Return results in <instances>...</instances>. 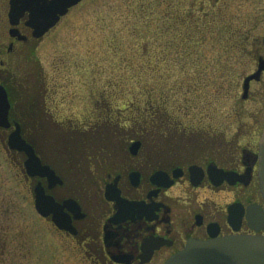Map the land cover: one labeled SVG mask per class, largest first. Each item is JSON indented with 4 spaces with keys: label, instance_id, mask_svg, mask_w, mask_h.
Wrapping results in <instances>:
<instances>
[{
    "label": "rangeland",
    "instance_id": "rangeland-1",
    "mask_svg": "<svg viewBox=\"0 0 264 264\" xmlns=\"http://www.w3.org/2000/svg\"><path fill=\"white\" fill-rule=\"evenodd\" d=\"M175 1L183 8L198 2ZM226 1L209 0L206 11L218 21L198 56L178 57L161 17L171 12H162L160 1L141 14L148 0H85L9 66L14 119L46 160L68 170L87 171L98 148L114 151L134 128L129 116L141 125L134 114L146 107L147 94L162 102L142 113L157 123L146 137L155 154L198 161L231 153L243 136L255 144L264 129V74L247 98L243 81L264 56V0ZM9 132L0 130V264H28L45 248V224L21 175L23 163L6 150Z\"/></svg>",
    "mask_w": 264,
    "mask_h": 264
},
{
    "label": "flooded vegetation",
    "instance_id": "flooded-vegetation-1",
    "mask_svg": "<svg viewBox=\"0 0 264 264\" xmlns=\"http://www.w3.org/2000/svg\"><path fill=\"white\" fill-rule=\"evenodd\" d=\"M35 1L21 0L13 11L12 0H0V83L8 91L9 66L18 62L28 44L46 36L35 38L27 24ZM10 12L26 13L12 25ZM12 113L10 120L15 123ZM18 122L23 137L54 173L52 179L31 176L24 167L26 155L11 152L23 163L20 171L34 208L35 189L41 184L61 215L56 222L53 213L46 217L38 213L45 224V248L36 250L28 264H165L193 240L264 235L260 136L255 144L243 136L245 142L232 147L231 153L219 152L198 161L179 159L146 147L148 121L144 118L141 125L130 126L132 132L114 151L98 148L85 171L57 168L46 160ZM94 139L99 145L100 138ZM3 204L0 195V220ZM2 241L0 232L1 245Z\"/></svg>",
    "mask_w": 264,
    "mask_h": 264
},
{
    "label": "water",
    "instance_id": "water-1",
    "mask_svg": "<svg viewBox=\"0 0 264 264\" xmlns=\"http://www.w3.org/2000/svg\"><path fill=\"white\" fill-rule=\"evenodd\" d=\"M21 0H12L13 11L17 10V4ZM43 3H42V2ZM36 0L28 26L33 29V36L41 38L53 29L66 16L70 9L83 0ZM41 3V5H40ZM22 9V8H21ZM26 12H10L9 17L12 25H17ZM17 32L13 31V35ZM264 41V40H263ZM264 72V58L258 61V70L244 80V98H247L252 81H259ZM11 102L7 89L0 83V128L11 127L10 112ZM15 130L9 135L8 147L12 151L24 152L27 155L25 167L31 176L48 177L51 179L54 173L49 166H44L37 156L36 150L21 133V126L16 123ZM261 165L260 180L261 191L264 197V133L261 138ZM36 208L38 212L47 216L55 213L56 205L45 196L43 186L40 184L35 189ZM51 210L46 212V208ZM57 218V217H56ZM167 264H264V237H227L208 242H191L187 249L173 257Z\"/></svg>",
    "mask_w": 264,
    "mask_h": 264
},
{
    "label": "trees",
    "instance_id": "trees-1",
    "mask_svg": "<svg viewBox=\"0 0 264 264\" xmlns=\"http://www.w3.org/2000/svg\"><path fill=\"white\" fill-rule=\"evenodd\" d=\"M159 1H160V6H161L160 9L161 8L164 9L162 12H165V13L171 12V15L167 17H164L166 16V14H164V16L161 15L162 21L164 23L163 24L164 29H167L169 33L174 34V36L172 37L174 38L175 44L177 46V47H174L170 51V53H173L174 51H176V55L178 57L179 56L189 57L190 54H194V53L196 54L195 51L199 47H201L203 43L206 42V40L213 37V32L211 31L209 27L214 26V22L217 23L218 17L217 15H214V14L212 15V13L206 11L207 5H210L209 0H197L198 2L195 3L196 6L191 5L188 8L187 7L183 8V6L180 3H179L180 5L176 3L175 0H148V2L145 4V7H143L139 11H141V14L152 12V10L154 9L153 5L155 3L157 5L158 4L157 2ZM226 3H228V0L226 1ZM143 5H144V2H143ZM227 8L228 7H226L225 9ZM187 9H190L191 12H187ZM196 12H200V13H196ZM146 17H148V15H146ZM170 18H172V20ZM162 21H159V22H162ZM186 27H190L191 30H193V33L192 32L189 33L190 31H188ZM220 27H223V26H220ZM244 38L248 39V36L245 35ZM216 41L220 43L222 41L221 36L217 37ZM196 56H198V54H196ZM148 96L149 94H147V97ZM160 98H162V96ZM160 103L162 104V102L155 103L154 100H150L148 97L146 101L144 102V105H146V107H144V110L148 109L150 106L154 107L155 105H158V104L159 106H161ZM131 121L134 122V120H131ZM96 124H99L98 121H96Z\"/></svg>",
    "mask_w": 264,
    "mask_h": 264
}]
</instances>
